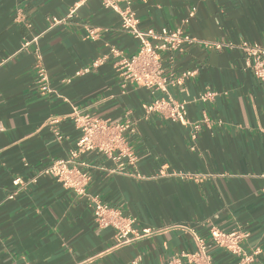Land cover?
<instances>
[{
	"label": "crops",
	"instance_id": "0c3cea01",
	"mask_svg": "<svg viewBox=\"0 0 264 264\" xmlns=\"http://www.w3.org/2000/svg\"><path fill=\"white\" fill-rule=\"evenodd\" d=\"M131 9L143 30L196 39L161 52L165 74L193 72L169 87L186 102L187 124L147 112L163 91L122 75L140 41L118 11L101 0H0V264H205L191 255L196 236L211 264H264V81L230 46L264 44V0H133ZM205 90L212 100H200ZM76 111L135 126L127 172L96 151L76 158L89 164L85 195L41 174L76 146ZM18 177L37 181L20 189ZM94 196L151 232L114 246L115 228L95 222ZM213 227L242 232V253L215 243Z\"/></svg>",
	"mask_w": 264,
	"mask_h": 264
},
{
	"label": "built area",
	"instance_id": "2783aa9c",
	"mask_svg": "<svg viewBox=\"0 0 264 264\" xmlns=\"http://www.w3.org/2000/svg\"><path fill=\"white\" fill-rule=\"evenodd\" d=\"M107 8L118 11L121 15V26L124 30L132 33L140 41V49L137 54L131 58H123L120 62L122 75L128 81L135 82L141 86H147L154 90L163 91V96L152 100L146 105L147 112L157 111L167 118L174 121L187 124V107L185 101L174 98L170 93V85L176 86L183 80L192 75L193 72H184L179 78L172 74H165L161 62V52H175L181 50L187 43L195 42V38L184 33L180 28L170 30L162 28L161 30L147 29L139 27V20L131 9L133 0H101ZM124 2L126 5L122 6ZM194 12L190 13L192 16ZM224 45L216 43L215 47L222 48ZM231 47L238 46L245 57V67L252 70L254 75L264 81V44L243 40L237 45L230 43ZM117 53L116 49H112ZM38 75L43 90H48V76L41 64H38ZM90 72L89 67L76 71L77 75H83ZM215 92L205 90L199 95L200 100L209 101L215 96ZM73 120L79 128L81 135L76 146L71 149L67 158L53 160L45 167L41 174L56 178L64 187L72 189L80 195H85L87 186L90 182V174L87 170L81 169L80 166L89 167L87 162H76L84 152L96 151L117 162L118 166L111 169L112 172L121 170L127 172L123 159H128V164L136 166L137 156L130 145V135L135 130L134 123L130 120L113 123L108 120L94 116L88 112L76 111ZM57 119L53 120L56 122ZM138 175V174H137ZM37 181V177L29 181L21 178H15L14 184L21 188H26L27 184ZM19 187L17 188V193ZM13 197V195H10ZM93 212L95 222L100 227H114L115 243L114 246H122L140 238L151 232L150 228L138 231L134 227L135 218L126 216L119 208L110 205L97 196L93 198ZM211 236L215 243L227 248L235 254H241L242 248L240 240L243 233L239 231H225L218 227L211 229ZM198 248L191 255L196 259L205 258V264H211L207 254V247L204 239L196 236ZM243 263L253 260L252 255H245Z\"/></svg>",
	"mask_w": 264,
	"mask_h": 264
}]
</instances>
